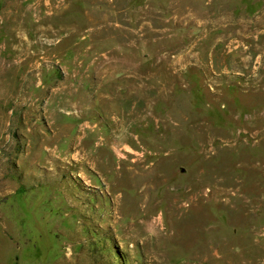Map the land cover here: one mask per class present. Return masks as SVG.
I'll use <instances>...</instances> for the list:
<instances>
[{
    "label": "rangeland",
    "instance_id": "rangeland-1",
    "mask_svg": "<svg viewBox=\"0 0 264 264\" xmlns=\"http://www.w3.org/2000/svg\"><path fill=\"white\" fill-rule=\"evenodd\" d=\"M0 264H264V0H0Z\"/></svg>",
    "mask_w": 264,
    "mask_h": 264
}]
</instances>
